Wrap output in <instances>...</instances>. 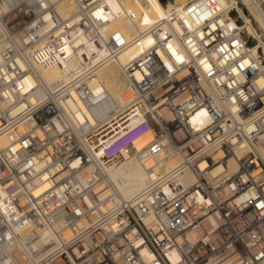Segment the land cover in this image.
Here are the masks:
<instances>
[{"label": "built area", "instance_id": "1", "mask_svg": "<svg viewBox=\"0 0 264 264\" xmlns=\"http://www.w3.org/2000/svg\"><path fill=\"white\" fill-rule=\"evenodd\" d=\"M235 7L138 27L106 0H0V264H264V36ZM130 158L147 181L124 200L107 172Z\"/></svg>", "mask_w": 264, "mask_h": 264}, {"label": "bare ground", "instance_id": "2", "mask_svg": "<svg viewBox=\"0 0 264 264\" xmlns=\"http://www.w3.org/2000/svg\"><path fill=\"white\" fill-rule=\"evenodd\" d=\"M110 9L114 13H118L122 8L134 11L137 19L136 25L141 27L151 22L156 17L164 16L168 11L173 9L179 10L187 0H166L165 10L158 6V0H148V5L141 8L137 2L133 0H106ZM140 1V0H139ZM196 1V0H192ZM252 3L254 14L259 23L260 28L264 31V15L261 10L253 3V0H242ZM229 2L234 3L235 0H220L223 7H228ZM146 5V3H145ZM160 7V8H159ZM238 13L244 19V27L246 31L252 32L256 37L260 38L259 31L253 24V20L248 19L242 9H238ZM232 19V18H231ZM255 22V20H254ZM258 26V29H260ZM133 23L128 22L123 16L111 17L108 22V29L128 30L134 28ZM260 29V30H261ZM264 36V33L262 32ZM133 54L130 47L122 52L115 63H111L101 68L97 72V76L92 85L94 93H104L105 100L97 106V113L105 114L113 107L123 104L126 98L124 92V82L121 77L120 65L124 64ZM41 74L46 78H55L59 74L56 67L48 70H42ZM147 181V174L142 164L136 158L125 160L107 172L108 189L115 193L117 198L128 200L142 192V188Z\"/></svg>", "mask_w": 264, "mask_h": 264}, {"label": "rangeland", "instance_id": "3", "mask_svg": "<svg viewBox=\"0 0 264 264\" xmlns=\"http://www.w3.org/2000/svg\"><path fill=\"white\" fill-rule=\"evenodd\" d=\"M135 2H137L138 6H140L141 8L145 7L148 5V0H133ZM172 1V0H171ZM236 2V7L235 9L232 11V16H235L239 19V21H241L240 17L238 16V9H242V11L245 13V15L250 19V20H253V24L254 26L258 29V26H259V23L255 17V14H254V7L252 6L253 4L252 3H249L247 1H242V0H235ZM146 3V5H145ZM165 3H161L160 0H158V6H160L162 8V10H165ZM253 3L261 10L262 14L264 15V0H253ZM159 7V8H160ZM243 18V17H242ZM255 20V22H254ZM260 28V26H259ZM261 29V28H260ZM258 30L259 32H263L264 31L261 29V30ZM122 77V76H121Z\"/></svg>", "mask_w": 264, "mask_h": 264}, {"label": "water", "instance_id": "4", "mask_svg": "<svg viewBox=\"0 0 264 264\" xmlns=\"http://www.w3.org/2000/svg\"><path fill=\"white\" fill-rule=\"evenodd\" d=\"M166 0H161V3H164Z\"/></svg>", "mask_w": 264, "mask_h": 264}]
</instances>
